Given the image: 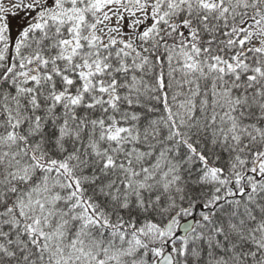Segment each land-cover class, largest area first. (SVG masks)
<instances>
[{
    "label": "snow or ice",
    "instance_id": "snow-or-ice-1",
    "mask_svg": "<svg viewBox=\"0 0 264 264\" xmlns=\"http://www.w3.org/2000/svg\"><path fill=\"white\" fill-rule=\"evenodd\" d=\"M0 264H264V0H0Z\"/></svg>",
    "mask_w": 264,
    "mask_h": 264
},
{
    "label": "rangeland",
    "instance_id": "rangeland-1",
    "mask_svg": "<svg viewBox=\"0 0 264 264\" xmlns=\"http://www.w3.org/2000/svg\"><path fill=\"white\" fill-rule=\"evenodd\" d=\"M5 5H8L11 3V0H4Z\"/></svg>",
    "mask_w": 264,
    "mask_h": 264
}]
</instances>
